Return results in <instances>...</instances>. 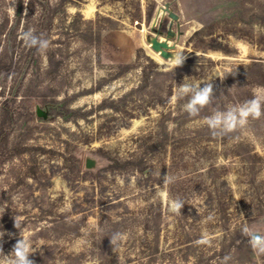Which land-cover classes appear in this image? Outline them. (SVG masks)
Wrapping results in <instances>:
<instances>
[{"label":"rangeland","instance_id":"rangeland-1","mask_svg":"<svg viewBox=\"0 0 264 264\" xmlns=\"http://www.w3.org/2000/svg\"><path fill=\"white\" fill-rule=\"evenodd\" d=\"M10 3L0 0L4 254L21 231L35 264H264L241 234H264V117L222 138L204 122L264 88V0ZM28 28L51 41L46 53L24 45ZM169 30L186 56L173 73L147 41ZM201 81L214 102L190 117L173 97Z\"/></svg>","mask_w":264,"mask_h":264},{"label":"clouds","instance_id":"clouds-1","mask_svg":"<svg viewBox=\"0 0 264 264\" xmlns=\"http://www.w3.org/2000/svg\"><path fill=\"white\" fill-rule=\"evenodd\" d=\"M15 4V0H11L10 8L15 12V8L11 5ZM20 39L28 48H36L39 53H46L51 41L44 37L43 34L37 35L34 28H28L20 34ZM186 56L183 52H174L169 59H165L161 65L165 71L173 70L182 66ZM212 81V80H211ZM211 81H201L200 83L190 84L182 83L178 87L177 95L173 100L187 98L183 104V111L190 117H197L201 111L214 102V85ZM264 117V88L257 89L251 99L246 100L239 105L229 106L225 110L215 109L213 113L205 118V124L213 137H225L233 134L240 129L245 128L250 120H259ZM164 183H171L172 178L167 174L163 177ZM184 201L176 198L172 201L171 208L176 214H181L184 207ZM15 227L19 229V221L15 218ZM241 234L248 238L250 248L257 255H264V234L253 230L247 226L241 229ZM4 232L0 231V240H2ZM122 233H113L110 237L112 245H116L122 239ZM198 245H210L211 241L207 236L201 237L196 241ZM38 251L30 237L22 234L14 244L9 254H4L2 245H0V264H35L30 257ZM230 256L223 258L222 264H229Z\"/></svg>","mask_w":264,"mask_h":264},{"label":"water","instance_id":"water-1","mask_svg":"<svg viewBox=\"0 0 264 264\" xmlns=\"http://www.w3.org/2000/svg\"><path fill=\"white\" fill-rule=\"evenodd\" d=\"M160 11L162 13H167L169 18L172 19V21H178L179 17L176 13H174L168 4H165ZM159 35V32H158ZM158 35L150 37L147 41L150 45V48L157 54L160 55L163 59H169L171 58L172 54L174 53L173 50L175 49L174 44H170V39L174 37L175 33L172 30H169L167 33V37L162 40ZM36 114L38 117H41L43 119L48 118V110L42 109L41 107H37ZM96 166V161L91 158H87L85 161V167L87 169H92Z\"/></svg>","mask_w":264,"mask_h":264},{"label":"trees","instance_id":"trees-1","mask_svg":"<svg viewBox=\"0 0 264 264\" xmlns=\"http://www.w3.org/2000/svg\"><path fill=\"white\" fill-rule=\"evenodd\" d=\"M19 12L21 13V10H20ZM4 61H6V59L2 56V57L0 58V67H1V65L3 64ZM1 70H2V69L0 68V76H1V74H2V71H1ZM115 163H116V162H113V164H115ZM116 165H117V164H116ZM242 244H243V246L246 247V249L249 248V246H247L245 242L242 243Z\"/></svg>","mask_w":264,"mask_h":264},{"label":"bare ground","instance_id":"bare-ground-1","mask_svg":"<svg viewBox=\"0 0 264 264\" xmlns=\"http://www.w3.org/2000/svg\"><path fill=\"white\" fill-rule=\"evenodd\" d=\"M160 12H162V11H160Z\"/></svg>","mask_w":264,"mask_h":264}]
</instances>
